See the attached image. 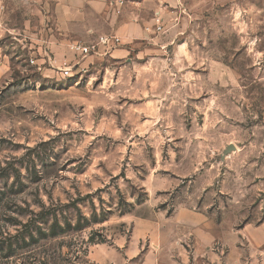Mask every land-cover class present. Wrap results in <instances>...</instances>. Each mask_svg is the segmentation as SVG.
I'll return each mask as SVG.
<instances>
[{
  "label": "rangeland",
  "instance_id": "rangeland-1",
  "mask_svg": "<svg viewBox=\"0 0 264 264\" xmlns=\"http://www.w3.org/2000/svg\"><path fill=\"white\" fill-rule=\"evenodd\" d=\"M171 1L178 20L162 14L163 27L189 54L176 63L167 49L158 70H143L146 42L119 60L54 52L49 4L41 23L26 29L21 15V31L1 39L0 264H99L98 246L101 264L261 263L264 0ZM105 2L68 45L115 36L104 17L135 7ZM180 209L246 229L255 249L241 236L232 252L218 246L217 259L195 262L184 242L170 256L143 240L178 239ZM133 227L132 242L143 241L128 259Z\"/></svg>",
  "mask_w": 264,
  "mask_h": 264
},
{
  "label": "crops",
  "instance_id": "crops-1",
  "mask_svg": "<svg viewBox=\"0 0 264 264\" xmlns=\"http://www.w3.org/2000/svg\"><path fill=\"white\" fill-rule=\"evenodd\" d=\"M23 1L24 7L21 5V0H0V41L3 36L15 35L17 31H21V15L22 21L24 22L22 26L26 29H32L29 21H40L43 18L40 5L45 4L48 7L49 4L51 8L49 18L54 26L53 31L51 30L53 35L50 36V43H55L53 45L50 44V46L54 52L64 53L65 55L69 54L67 45L74 39L75 28L77 30L79 26L85 28L87 20H100L103 18L102 16L106 14L105 0H50V3L46 1V3H44V0ZM131 1L133 2L132 4H135V7L120 20L110 15L104 17V19L110 23L111 27H113L112 30H114L115 36L120 39V45L115 50L109 52V57L113 60L123 59L128 54V46H133L135 43L138 44V42H146L147 52L143 51V53H141V51H139L141 57L150 55L152 59L151 63H147L145 69L143 68L146 72L153 71L154 68L158 70L160 66L158 62L165 61L167 49L170 50L173 61L176 63L182 62L185 54H189L188 48L183 44H175L176 39L174 32L177 34V29L174 27L173 31L167 35L165 31L166 28H164L165 26L163 27V20L161 19L163 14V18L169 26L171 23H173L171 25H175V21L178 19L174 15L176 14L174 7H177L176 5H172L174 2L171 0ZM164 1L169 3H164ZM150 3L152 4L153 10L146 13L145 7ZM143 12L146 13V15H143ZM168 12L170 13L167 14ZM156 19L160 20L162 30L157 34H151L147 26L150 24L155 26ZM16 22L19 25H17ZM39 23H41V21ZM17 35H20V33ZM167 59L169 58L167 57ZM179 212H183L181 214L183 219L178 228V230H180L178 239L169 240L168 242L166 237L162 240L158 234L151 236V234L147 232L143 235V240H149L152 244L156 245L158 249H162L170 256H172V250L175 244L181 245L184 242L193 249L194 254L192 257L195 262H199L200 259L207 255L217 259L218 255L214 253V249L218 246L228 248V250L232 252L233 247L236 246L241 236L246 237L249 241V245L251 244L252 248L255 249L256 243L252 242L245 232L246 229L239 234L235 232L232 227H224L223 224L215 221L204 211L180 209L174 214H179ZM134 227L130 241L124 250L125 256L128 259L135 257L138 252V245L143 241L140 237H137L135 242H132ZM176 233L177 232H173L171 235H175ZM118 246H121V243H118ZM98 248V258L95 259V261L101 264L99 254L107 248H101V246H98ZM149 253L150 250L148 249L147 255ZM183 257L186 258L183 262L188 260L186 256ZM260 259V264H264V256Z\"/></svg>",
  "mask_w": 264,
  "mask_h": 264
},
{
  "label": "built area",
  "instance_id": "built-area-1",
  "mask_svg": "<svg viewBox=\"0 0 264 264\" xmlns=\"http://www.w3.org/2000/svg\"><path fill=\"white\" fill-rule=\"evenodd\" d=\"M155 28L157 32L162 30L161 22L159 19L155 20ZM120 45V39L116 36H102L99 37L98 40L94 43L83 44V43H75L68 45V49L70 52L74 53L76 56L81 58H86L92 55L100 54V49H102L101 54L107 55L109 51L116 49ZM72 69H64L60 71V73L64 77H69Z\"/></svg>",
  "mask_w": 264,
  "mask_h": 264
}]
</instances>
